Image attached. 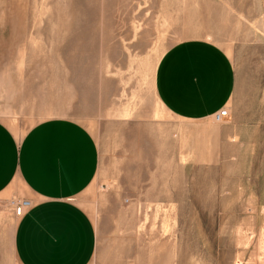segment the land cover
Here are the masks:
<instances>
[{"label":"rangeland","instance_id":"374dc122","mask_svg":"<svg viewBox=\"0 0 264 264\" xmlns=\"http://www.w3.org/2000/svg\"><path fill=\"white\" fill-rule=\"evenodd\" d=\"M187 40L232 63L221 123L181 121L156 97L159 62ZM53 118L98 147L77 202L99 264L129 241L169 264H264V0H0V122L20 140ZM17 200L30 202L0 198V264H17Z\"/></svg>","mask_w":264,"mask_h":264},{"label":"crops","instance_id":"0c3cea01","mask_svg":"<svg viewBox=\"0 0 264 264\" xmlns=\"http://www.w3.org/2000/svg\"><path fill=\"white\" fill-rule=\"evenodd\" d=\"M154 89L172 116L201 122L229 106L235 72L216 44L187 40L165 53L157 66ZM98 169L96 142L76 121H42L20 140L0 122V198L30 201L14 230L17 264H99L98 225L77 202ZM147 245L150 248L124 242L120 264H169L165 258H155L152 245Z\"/></svg>","mask_w":264,"mask_h":264},{"label":"built area","instance_id":"2783aa9c","mask_svg":"<svg viewBox=\"0 0 264 264\" xmlns=\"http://www.w3.org/2000/svg\"><path fill=\"white\" fill-rule=\"evenodd\" d=\"M228 107L221 109L217 113H215L211 119L214 123H221L228 118ZM10 206L12 208V213L16 218H20L24 215L27 209L30 208V202L26 200H17L11 201Z\"/></svg>","mask_w":264,"mask_h":264}]
</instances>
